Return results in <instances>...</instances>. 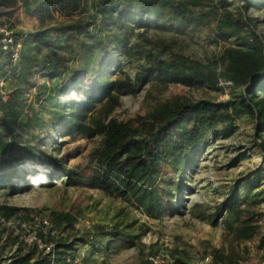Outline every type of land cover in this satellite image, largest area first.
<instances>
[{
	"label": "trees",
	"instance_id": "1",
	"mask_svg": "<svg viewBox=\"0 0 264 264\" xmlns=\"http://www.w3.org/2000/svg\"><path fill=\"white\" fill-rule=\"evenodd\" d=\"M17 2L41 26L29 32L14 31L22 41L16 62H12L0 44V79L11 85L6 94L0 91V159L6 162L0 169V186H18L12 178L16 172L12 163L17 158L10 154L17 150L20 156L34 162V174L25 186H49L62 177L67 185L98 189L159 219L166 210L165 197L168 195L173 200L171 186L176 185V181L166 187L160 185L161 180L171 181L163 171L166 168L180 171L204 137L235 132L237 120L245 116L253 125V144L264 157V34L257 31L256 20L249 14L250 10L264 8V0H0V18L11 16ZM88 5L94 13L86 18L51 23L55 14L70 17L86 12ZM162 14L183 26L207 25L212 21L213 42H224L217 59L211 63L195 60L172 51L161 40L148 37L147 31L162 19ZM109 21L119 25L129 21L138 30L132 43L113 35L121 55L140 61L133 77L111 79L110 67H105L99 76L88 65L74 68L67 64L74 58V43L79 35L92 38V43L79 41L83 55L103 44L102 27L96 24ZM47 22L51 24L46 25ZM37 77L44 81L37 84ZM221 78L230 80L231 88L236 90L223 101L202 98L160 105L136 125L115 119L103 124L89 122H93L90 116L99 104L116 101L117 95L136 94L147 83L217 87ZM32 89L35 90L33 103L25 97ZM46 110L64 136L102 134L94 166L87 174L65 167V158L45 155L30 144L15 146L18 128L42 127ZM256 184L247 177L235 185L217 205L212 222L216 223L223 211L238 220L241 195L249 198ZM16 211L19 208L0 205V213L7 218ZM58 219L65 220L70 227L75 222L69 214H60ZM107 232L120 238L129 236L117 229ZM75 238L83 241L82 237ZM54 240L53 258L34 245L26 250L18 247L10 253V239L6 237L2 241L0 233V264H74L67 259L74 256L72 249L77 243L61 237ZM11 241L15 243L16 237ZM260 242L264 246V236ZM175 262L191 264L181 258H175Z\"/></svg>",
	"mask_w": 264,
	"mask_h": 264
},
{
	"label": "rangeland",
	"instance_id": "2",
	"mask_svg": "<svg viewBox=\"0 0 264 264\" xmlns=\"http://www.w3.org/2000/svg\"><path fill=\"white\" fill-rule=\"evenodd\" d=\"M87 7L86 12L70 17L55 14L51 23L86 18L94 13L89 5ZM249 14L256 20L257 31L264 34V8L250 10ZM161 17L147 31L148 37L161 40L172 51L195 60L211 63L217 59L224 42H213L212 21L207 25L183 26L167 14ZM0 22L11 26L14 31L22 32L33 31L41 26L36 17L25 13L20 2L13 7V14L0 18ZM51 23L47 22L46 25ZM99 24L96 26L102 27L103 44L90 54L83 55L79 51V41L92 43V38L79 35L74 43V58L67 64L74 68L88 65L99 76L105 67H110L112 72L108 77L111 79L133 77L140 67V61L136 57L121 55L114 44L113 35L124 37L132 43L138 30L133 29L129 21L122 25L114 21ZM94 33L98 32L94 30ZM80 76L83 78L84 74ZM36 81L40 84L44 80L37 77ZM10 88L7 82L3 93L6 94ZM34 91L32 89L26 93L27 102L33 103ZM235 92L233 88L220 85L186 87L150 82L136 94L117 95L116 101L99 104L91 113L93 122H89L91 125L95 122L103 124L115 119L131 121L136 125L140 118L149 115L160 105L202 98L220 102ZM34 105L39 108L37 103ZM44 117L45 125L40 128L19 127L15 146L30 144L45 155L65 158V167L87 174L94 166L102 134L97 133L94 137L80 134L64 136L47 110ZM237 125V130L227 135L204 137L180 171L173 168L163 171V175L170 177L171 181L161 180L160 185L166 187L174 181L176 185L171 186L173 200L165 195L166 210L159 219L149 217L136 206L98 189L67 185L62 177L56 178L54 184L49 186H25L34 174V162L20 156L17 150L10 154L17 158L12 163L16 167L12 178L18 186H0V205L19 208L12 216L15 220L27 221L32 213L48 217L61 238L77 243L72 249L78 259L74 264H148L146 257L152 253L168 255L174 260L181 258L191 264L206 254L212 256L210 264H264V246L260 242L264 236V157L253 144L250 119L242 116L237 120ZM5 166L6 162L0 159V169ZM247 177L257 183V187L249 198L241 195L243 200L238 220L223 211L217 222L213 223L217 205L233 191L235 185ZM60 214L74 217V224L70 227L65 220L60 222ZM110 229H117L129 236H112L107 232ZM0 233L2 241L9 237L10 253L18 247L27 249V245L11 233L3 230ZM14 237L16 242L11 243ZM75 237H82L83 241Z\"/></svg>",
	"mask_w": 264,
	"mask_h": 264
},
{
	"label": "built area",
	"instance_id": "3",
	"mask_svg": "<svg viewBox=\"0 0 264 264\" xmlns=\"http://www.w3.org/2000/svg\"><path fill=\"white\" fill-rule=\"evenodd\" d=\"M0 44L4 51L9 53L12 62L19 60L22 48V41L16 37L14 30L9 28L6 24L0 23ZM6 81L0 79V91L3 93ZM218 85L222 87L231 88L232 83L228 79L221 78ZM9 232L19 238L25 245H34L43 253L52 255L55 247V240L60 237L58 229L52 226L48 217L40 213H32L26 221L15 220L12 217L7 218L0 213V231ZM148 264H180L168 255L149 254L147 257ZM73 263L77 262V257H69L67 259ZM212 256L209 254L193 264H210ZM54 264V263H52Z\"/></svg>",
	"mask_w": 264,
	"mask_h": 264
}]
</instances>
